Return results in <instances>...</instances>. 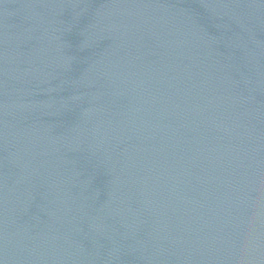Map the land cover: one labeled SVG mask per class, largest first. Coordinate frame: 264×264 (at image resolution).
<instances>
[{
    "label": "water",
    "instance_id": "obj_1",
    "mask_svg": "<svg viewBox=\"0 0 264 264\" xmlns=\"http://www.w3.org/2000/svg\"><path fill=\"white\" fill-rule=\"evenodd\" d=\"M0 264H264V0H0Z\"/></svg>",
    "mask_w": 264,
    "mask_h": 264
}]
</instances>
